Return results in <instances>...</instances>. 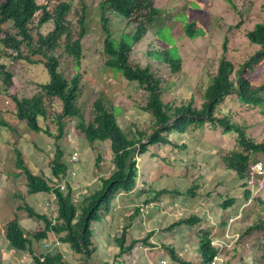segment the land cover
I'll list each match as a JSON object with an SVG mask.
<instances>
[{"label": "rangeland", "instance_id": "rangeland-1", "mask_svg": "<svg viewBox=\"0 0 264 264\" xmlns=\"http://www.w3.org/2000/svg\"><path fill=\"white\" fill-rule=\"evenodd\" d=\"M50 1L54 0H39L41 4H48ZM101 2L102 0L75 1V12L70 18L75 22L76 31L80 30L84 7L87 6L89 10V34L85 39L86 58L80 64L65 49L60 51L61 71L69 79L82 75L83 93L79 105L89 121L93 119L96 101L103 98L111 107L117 108L120 124L128 132L137 127L150 130L154 119L145 110L148 104L146 90L142 89L138 82H128L121 71L106 68V34L100 15ZM156 2L163 11V17L145 40L135 46L132 59L135 66L152 67L157 76L163 79L164 87L167 88L165 100L168 102L175 99L180 102L196 99L197 104L202 106L204 92L213 76L218 73L225 55L240 69L260 49L250 42L248 33L258 23L264 22V0ZM53 6L56 7L55 2ZM42 15L43 13L36 20L35 34L40 31L38 25ZM112 20L113 31L117 34L129 33L135 28V25L130 26L128 22H120L117 17ZM194 22H200L207 31L205 36L197 40L188 37L185 29L188 24ZM54 29L55 24L51 22L42 31L49 34ZM14 32L16 33V30ZM228 39L230 51L227 54L225 45ZM170 47H179L184 63L183 71L179 74L174 73L169 62L157 56L153 57L154 52L165 51ZM11 54L12 51L10 55L4 54L0 44V70L5 65L9 72L15 74V84L11 91L13 95L31 98L41 90V84L51 82L52 78L46 65L16 60ZM252 76L257 84H264V66L258 68ZM229 107L237 121L250 128L252 137L257 142H264L263 108L246 106L237 97L229 101ZM15 114L16 104L13 99L0 95L1 264H27L32 261L28 254L8 246L5 237L8 222L18 218L22 226L35 233L44 229L45 223L31 219L26 211L27 205L34 206L36 211L50 218H56L57 213L46 208L49 194L30 193L28 178L25 172L18 168V151L24 154L29 167L36 174L51 177L54 172L53 160L59 150V140L32 132ZM6 123L10 127H6ZM172 139L178 145L188 147L176 149L173 146H153L151 151L139 158L142 191L121 196L114 202L107 224L94 225L99 235L98 243L95 244L96 260H85L75 255L70 246L53 233L48 240L36 244L37 254H46L47 246L52 243L55 247L53 251L62 252L71 264L113 262L120 252L116 238L121 237L123 231L128 228L127 246L132 241L144 240L149 233H153L149 242L156 243L157 246L151 247L139 242L131 255L126 254L120 259L121 264H205L199 242L202 231L211 229L203 225H183L170 231L168 227L178 219L191 215L192 209L199 210L198 214L203 216V212H207L204 205L207 204L208 198L212 197L214 208L222 206L226 200L235 199L233 207L227 210V216L222 220V224L231 225V230L226 233L222 230V233L216 234L211 231L214 243L221 242L226 245L220 264H264V191L256 197L245 199L242 194L249 189L243 187L239 176L229 170L223 162V157L236 149L238 135L226 133L223 128L208 124L189 133L173 132ZM60 143L66 151L65 160L71 164L70 174L77 173L73 182H77L79 186L72 189L76 192L79 202L99 184L96 167L100 157L103 159L104 176L113 172L115 165L112 142H91L80 131L78 122L74 121ZM77 149L80 152V161L72 162ZM260 159L264 161V157ZM193 186L196 187L193 189L195 194L190 193ZM165 189L172 192L154 201L159 208L149 207L148 196L154 195L151 192ZM145 191H149V194H142ZM229 215L236 216L231 218ZM211 216L214 217V212ZM232 219L235 220L231 222ZM152 227L155 229L152 230ZM57 242L61 244L58 246ZM163 243L174 247L185 262L172 260ZM158 245L160 248H157Z\"/></svg>", "mask_w": 264, "mask_h": 264}, {"label": "trees", "instance_id": "trees-1", "mask_svg": "<svg viewBox=\"0 0 264 264\" xmlns=\"http://www.w3.org/2000/svg\"><path fill=\"white\" fill-rule=\"evenodd\" d=\"M75 1L54 0L48 4H41L39 0H0L2 52L10 55L12 51L11 56L16 60L46 65L52 78L50 83L41 84V90L35 96L21 98L11 92L15 84V74L9 72L5 65L0 70V95H7L13 99L16 104L15 116L26 123L32 132L46 134L59 140V150L53 160V177L36 174L29 167L24 154L18 151V168L24 171L28 178L30 193L50 195L56 191L59 196L56 218L39 213L34 206L26 207L31 219L45 223L44 229L32 233L21 225L18 218L8 222L6 226L5 237L9 247L28 254L37 264H71L58 250L37 254L36 244L48 240L52 233L59 236L64 244L69 245L75 255L85 260H96L95 244L98 243L99 235L94 225L107 224L116 199L132 195L138 190L142 191L139 158L151 151L153 146H173L176 149L188 147L174 142L173 132L189 133L211 124L216 128H223L226 133L237 134V147L223 157V162L229 170L239 176L245 189L248 188L251 167L264 162L260 159L264 157V142H257L252 137L250 128L237 121L229 107V101L237 97L242 104L263 108L264 111V84H257L252 76V73L264 66V22L258 23L248 33L250 42L260 49L240 69L225 55L218 73L213 76L204 92L202 106L197 104L196 99L182 102L175 99L168 102L165 100L167 88L164 87L163 79L157 76L152 67L135 66L132 59L135 46L145 40L149 32L161 21L162 9L156 0H102L100 15L106 34V68L121 71L128 82H138L141 88L146 90L148 104L145 110L154 119L150 130L137 127L128 132L120 124L117 108L111 107L103 98L96 101L93 119L89 121L79 105L83 93L82 75L69 79L61 71L60 51L65 49L80 64L86 58L85 39L89 34V10L87 6L84 7L80 30L76 31L75 22L70 18L75 12ZM53 2L56 4L55 8ZM42 13L38 25L40 31L35 34L34 26ZM114 17L120 22H128L130 26L135 25L134 30L117 34L113 31ZM51 22L55 24V29L49 34L44 33L42 29ZM185 29L187 36L193 40L207 34L200 22L188 24ZM156 38L158 39L157 36ZM229 42L228 39L225 45L227 54L230 51ZM156 56L169 62L174 73L179 74L183 71L184 63L179 47L154 52L153 57ZM74 121L78 122L80 131L91 142H112L115 165L111 175L104 176L103 159L102 157L98 159L96 176L99 184L79 202L72 188L68 193L56 188L71 175V164L65 160L66 151L60 142ZM5 126L10 127L7 123ZM194 188L196 187L190 189L191 194H195ZM171 192L169 189L153 191L151 193L154 195L148 196L147 204ZM142 194L148 195L149 191ZM245 195L250 199L252 193L248 191ZM234 203V198L223 202V220L227 216L226 211L233 207ZM203 222V218L193 213L178 219L168 227V230L172 231L183 225L195 227L203 225ZM127 229L123 231L121 237L116 238L120 245L116 260L103 261L104 264H121L120 259L126 254L131 255L139 242L156 247L149 242L153 233H149L144 240L132 241L127 246ZM199 244L203 262L212 264L219 250L213 245L211 231H202ZM164 247L170 252L172 260L185 262L174 247L166 244ZM43 256L45 262L41 263L40 259Z\"/></svg>", "mask_w": 264, "mask_h": 264}, {"label": "built area", "instance_id": "built-area-1", "mask_svg": "<svg viewBox=\"0 0 264 264\" xmlns=\"http://www.w3.org/2000/svg\"><path fill=\"white\" fill-rule=\"evenodd\" d=\"M80 161V152L77 149L76 153L74 154L72 162H79ZM77 173L73 172V174L68 175L63 182H61L59 185L56 186L57 189H61L63 192L68 193L71 188L77 189L79 184L76 182H73L76 180ZM248 189L251 191L252 196L256 197L257 194H260L264 191V162H259L258 164H255L250 169V178L247 181ZM59 204V196L56 191L51 193L49 195V198L46 201V208L57 211ZM235 219H232L231 222H233ZM60 242H57L56 245H60ZM214 245L221 247V251L219 256L215 259V261L212 264H216L217 261H222L221 259V253L224 249L225 244L221 242H216ZM54 245L51 243L47 246V253H50L54 249ZM46 253V254H47ZM65 258L67 257L64 255ZM41 263L45 262V256L41 257L40 259ZM166 263V261H164ZM27 264H37L35 260L32 259V261H29Z\"/></svg>", "mask_w": 264, "mask_h": 264}, {"label": "crops", "instance_id": "crops-1", "mask_svg": "<svg viewBox=\"0 0 264 264\" xmlns=\"http://www.w3.org/2000/svg\"><path fill=\"white\" fill-rule=\"evenodd\" d=\"M82 188V187H81ZM240 194V193H238ZM244 195V198H246V195L245 194H242ZM128 196V195H127ZM212 196V195H211ZM214 196V195H213ZM221 196V195H220ZM219 196V197H220ZM119 199V198H118ZM116 199L115 202L118 200ZM123 200V199H122ZM157 202H151L149 204H147L149 207H153V206H156L157 209L159 208V206L156 205ZM206 207V213L203 212V216L199 215V210L197 209H192L190 212L191 214H197L199 215L201 218L204 219V222H203V226L208 228V229H211V231H213V234H216V233H222V230H224V233H226L227 230H231V225L230 224H222V220H223V215H224V210L222 208V206H217L216 208L213 207V200H212V197H209L208 198V202L207 204L204 205ZM230 209V208H229ZM242 209V208H241ZM240 209V210H241ZM214 212V217L211 216V213ZM227 212V211H226ZM240 214V212H239ZM236 215H229V217H234ZM212 221H215V223H213ZM225 227V228H224ZM152 230H154L155 228H151ZM155 246L156 243H153ZM9 246V245H8ZM157 248H160V246L158 245ZM157 248H154V249H157Z\"/></svg>", "mask_w": 264, "mask_h": 264}, {"label": "clouds", "instance_id": "clouds-1", "mask_svg": "<svg viewBox=\"0 0 264 264\" xmlns=\"http://www.w3.org/2000/svg\"><path fill=\"white\" fill-rule=\"evenodd\" d=\"M51 177H53V176H51ZM228 231H229V230H227V232H228ZM213 245H214V240H213ZM214 246H215V247H217V248H218V250H219V252H218V255H217V257H218V256H219V254H220V251H221V247H219V246H216V245H214ZM225 247H226V245L224 246V249H223V251H222V253H221V256H220V257H221V259H222V256H223V253H224ZM217 257H216V258H217ZM216 258H215V259H216ZM214 261H215V260H214ZM214 261H213V262H214ZM221 262H222V261H217V263H216V264H220Z\"/></svg>", "mask_w": 264, "mask_h": 264}]
</instances>
